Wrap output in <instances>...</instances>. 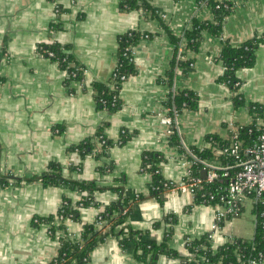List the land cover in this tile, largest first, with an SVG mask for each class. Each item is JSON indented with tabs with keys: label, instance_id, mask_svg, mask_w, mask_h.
I'll return each instance as SVG.
<instances>
[{
	"label": "crops",
	"instance_id": "crops-1",
	"mask_svg": "<svg viewBox=\"0 0 264 264\" xmlns=\"http://www.w3.org/2000/svg\"><path fill=\"white\" fill-rule=\"evenodd\" d=\"M210 1L232 5L221 36L204 32L197 51L186 55L192 67L185 75L176 70L172 82H164L174 47L160 20L175 37L183 36L192 20H213ZM120 2L0 0V180L8 183L0 185V264H47L57 253L58 241L42 220L54 216L64 198L75 205L79 196L61 186L26 182L45 172L50 163L60 166L64 178L120 188L131 203L126 225L142 233L145 242L165 241L174 253L158 255L155 264H202L189 253L186 239L207 235L213 207L195 203L186 194L152 196L151 175L142 168L143 154H154L162 179L177 183L192 160L190 148H207L208 136L227 139L230 124L246 127L253 122L249 106L264 108V44L256 50L254 66L236 72L240 106L235 105L231 89L218 82L222 66L217 57L224 41L237 46L264 35V0H152L156 17L141 10L123 11ZM128 31L153 37L139 40L133 54L134 73L118 91L120 107L109 112L97 107L89 84L109 83L118 38ZM52 43L69 47L74 62L84 69L82 82L66 86V72L38 54V47ZM184 90L192 92L197 103L177 114L175 144L159 116L167 113L164 103L170 94ZM98 130L113 144L106 156L82 157L73 149L82 141L94 140ZM123 132L126 139L116 145ZM109 163L111 172L100 176L96 169ZM16 179L20 185L13 183ZM138 195L141 199L136 201ZM117 200L110 190L95 193L98 205L79 209L77 221L62 222L64 231L78 241L83 225L92 224L105 206ZM253 213L252 205L245 203L239 216L214 233L211 248L231 239L250 242L255 231ZM169 216L172 224L165 222ZM133 248L123 249L117 238H107L90 252L87 264H146L133 259ZM144 258L148 261L149 255Z\"/></svg>",
	"mask_w": 264,
	"mask_h": 264
},
{
	"label": "trees",
	"instance_id": "trees-1",
	"mask_svg": "<svg viewBox=\"0 0 264 264\" xmlns=\"http://www.w3.org/2000/svg\"><path fill=\"white\" fill-rule=\"evenodd\" d=\"M152 0H121L120 8L123 11L141 10L146 15L156 17L150 2ZM219 8H216V6ZM209 6L213 9L214 18L212 21L198 22L192 20L188 29H184L183 36L175 37L168 28L160 20V26L164 29L170 39V43L174 47L173 59L170 70L167 76L163 79L164 82L171 83L174 78L176 70H180L185 75L187 68L192 67V60L187 58L189 52H196L202 35L208 32L215 36H221L222 25L224 19L230 14L232 5L226 2H209ZM146 36L148 39L153 37L150 34L140 33L136 31H128L118 38V47L116 52V75L112 73L110 81L107 85L91 82L89 85L94 93V100L97 107L108 110L109 112L117 111L120 107L118 99V91L123 80H127L133 73V52L139 42ZM183 39L185 42L181 41ZM264 44V35L254 36L237 46L230 45L227 41L222 44L221 51L217 57L223 71L218 79V82L227 86L233 92V101L235 105H242L243 100L240 93H238L239 83L236 78V72L241 69L252 68L255 64L256 50L259 46ZM47 51L52 52L53 56L48 57ZM38 54L57 63V65L66 72L65 85L69 86L72 81L82 82L84 69L74 62L73 56L69 47H60L57 44H48L40 46L37 49ZM121 77H124L122 80ZM240 84V83H239ZM68 92L71 90L68 89ZM101 101L104 104H101ZM196 96L190 91H181L175 95L171 94L164 106L170 109V115L179 113L186 109H193L196 106ZM249 110L252 114L253 121L256 118H264V108L259 105H250ZM252 125V124H251ZM126 132H123L116 145H120L126 139ZM242 139H246L245 130L240 131ZM171 141L177 144V136L174 132ZM207 148H190L189 153L193 159L198 161L191 166L194 175H200L202 162L218 163L226 165L231 162V158L221 154V149L228 143L227 139H220L217 136H208L206 138ZM99 144V150L95 151L96 145ZM113 144L108 142L100 130L97 131L94 140H85L74 146L82 157L87 155H95V157H103L108 154L110 146ZM158 159L154 154L144 153L142 168L148 171L151 175L150 194L157 198L162 192H166L164 181L160 175L158 168ZM60 166L56 163H50L48 169L38 176L32 177L26 182L37 181L43 186H61L69 190L75 191L79 196V201L74 205L67 198L62 200V203L54 216L42 220L48 225V232L50 236L55 237L58 241V250L55 257L47 264H87L90 252L100 243H103L107 238H117L118 245L121 248H126L133 245V259L138 262L146 264H155V258L158 255L165 254L172 256L174 253L167 249L165 241L160 244L154 242H145L142 240V233L133 231L126 225V217L130 212L131 203L122 195L120 188L114 187H99L95 181H73L64 178ZM97 173L100 176L108 174L112 170V165H102L98 167ZM20 180H14L15 185H20ZM0 185L7 186L6 180H0ZM113 191L118 195L117 202L105 206L98 214L92 224L83 225L78 241H73L64 231L62 222L60 224L54 223V220L61 218L62 221L66 219H79V209L86 207H96L98 204L94 202V194L104 191ZM141 196L136 197V201L140 200ZM194 202L200 204V193L194 197ZM79 206V208H77ZM126 211L125 213H123ZM41 222L39 219L36 222ZM165 222L173 223L171 216L165 219ZM259 219L255 221L254 237L250 242L243 240L231 239L230 242L225 243L219 248L213 250L211 244L207 242L206 236L197 239H186V247L191 255L198 258L201 256L206 260L207 264H249L253 260L262 259L264 261V241L262 231L258 225ZM59 236H56L58 235ZM149 255V260L145 262V256Z\"/></svg>",
	"mask_w": 264,
	"mask_h": 264
},
{
	"label": "built area",
	"instance_id": "built-area-1",
	"mask_svg": "<svg viewBox=\"0 0 264 264\" xmlns=\"http://www.w3.org/2000/svg\"><path fill=\"white\" fill-rule=\"evenodd\" d=\"M216 8L219 6L217 5ZM143 38L148 39L146 36ZM47 56L50 58L53 53L47 51ZM116 72L114 67L112 71L114 76ZM121 79L123 80L124 77ZM238 85L239 83L235 86ZM101 104L104 102L101 101ZM166 112L159 118L167 128V135H172L177 113H173L172 117L169 114V108L166 109ZM251 124L246 127H236L230 124L227 127L228 143L222 147L221 154L231 158L230 163L221 165L202 162L201 172L205 171V177L202 178L192 172L191 166L198 162L192 158L180 181L164 183L168 193L186 194L192 197L200 193L201 204L213 207L214 219L206 235L208 243L212 241L214 233L225 221L241 214L242 208L247 202L252 205L255 221L256 218L259 219L258 225L264 241V118H256ZM242 130H245L246 139L239 137ZM67 220L70 219L62 221L61 218H57L58 224ZM198 261L202 264L207 263L201 256L198 257ZM249 264H264V261L258 259Z\"/></svg>",
	"mask_w": 264,
	"mask_h": 264
},
{
	"label": "water",
	"instance_id": "water-1",
	"mask_svg": "<svg viewBox=\"0 0 264 264\" xmlns=\"http://www.w3.org/2000/svg\"><path fill=\"white\" fill-rule=\"evenodd\" d=\"M200 176H201L202 178H204V177H205V171H202V172L200 173Z\"/></svg>",
	"mask_w": 264,
	"mask_h": 264
},
{
	"label": "rangeland",
	"instance_id": "rangeland-1",
	"mask_svg": "<svg viewBox=\"0 0 264 264\" xmlns=\"http://www.w3.org/2000/svg\"><path fill=\"white\" fill-rule=\"evenodd\" d=\"M253 215H254V213H253Z\"/></svg>",
	"mask_w": 264,
	"mask_h": 264
}]
</instances>
